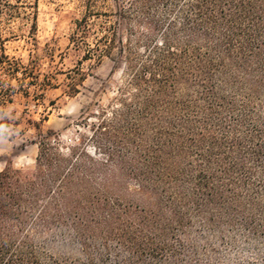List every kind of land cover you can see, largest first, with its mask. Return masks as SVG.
Wrapping results in <instances>:
<instances>
[{
    "label": "trees",
    "instance_id": "1",
    "mask_svg": "<svg viewBox=\"0 0 264 264\" xmlns=\"http://www.w3.org/2000/svg\"><path fill=\"white\" fill-rule=\"evenodd\" d=\"M80 2L64 93L104 60L119 83L89 136L36 127L33 168L0 171V264H264V0ZM37 5L0 0V38L36 43ZM39 77L1 47L0 107Z\"/></svg>",
    "mask_w": 264,
    "mask_h": 264
},
{
    "label": "rangeland",
    "instance_id": "2",
    "mask_svg": "<svg viewBox=\"0 0 264 264\" xmlns=\"http://www.w3.org/2000/svg\"><path fill=\"white\" fill-rule=\"evenodd\" d=\"M83 10L80 0H38L36 43L28 38V27L2 26L0 49L2 47L5 54L24 64L33 61L39 82L48 75L53 87L36 90L31 87V96L26 98L18 94L11 104L0 107V171L8 166L15 170L33 168L37 154L36 127L53 132L63 149L89 136L95 122L91 116L115 95L119 69L110 60H104L92 70L78 86L76 96L64 93V74L78 60V55L69 47L68 38ZM218 249L225 262L245 264L247 260L245 257L237 259L229 246L220 245ZM54 250L68 255L72 248L59 239Z\"/></svg>",
    "mask_w": 264,
    "mask_h": 264
}]
</instances>
